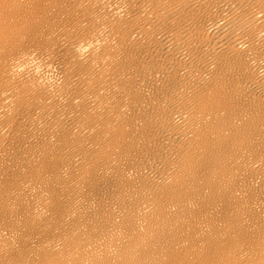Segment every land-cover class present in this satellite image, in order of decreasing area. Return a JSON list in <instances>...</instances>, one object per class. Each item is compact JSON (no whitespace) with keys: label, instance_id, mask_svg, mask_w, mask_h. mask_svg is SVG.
<instances>
[{"label":"bare ground","instance_id":"obj_1","mask_svg":"<svg viewBox=\"0 0 264 264\" xmlns=\"http://www.w3.org/2000/svg\"><path fill=\"white\" fill-rule=\"evenodd\" d=\"M0 264H264V0H0Z\"/></svg>","mask_w":264,"mask_h":264}]
</instances>
